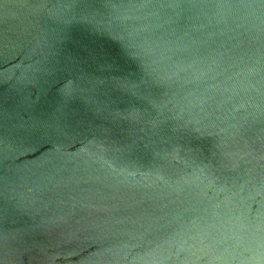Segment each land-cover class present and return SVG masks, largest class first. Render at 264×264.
I'll return each mask as SVG.
<instances>
[{"label": "water", "instance_id": "95a60500", "mask_svg": "<svg viewBox=\"0 0 264 264\" xmlns=\"http://www.w3.org/2000/svg\"><path fill=\"white\" fill-rule=\"evenodd\" d=\"M0 264H264V0H0Z\"/></svg>", "mask_w": 264, "mask_h": 264}]
</instances>
